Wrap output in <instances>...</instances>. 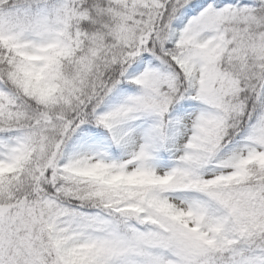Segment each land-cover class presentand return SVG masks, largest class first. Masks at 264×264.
I'll return each instance as SVG.
<instances>
[{
	"label": "snow or ice",
	"instance_id": "snow-or-ice-1",
	"mask_svg": "<svg viewBox=\"0 0 264 264\" xmlns=\"http://www.w3.org/2000/svg\"><path fill=\"white\" fill-rule=\"evenodd\" d=\"M0 264H264V0H0Z\"/></svg>",
	"mask_w": 264,
	"mask_h": 264
}]
</instances>
